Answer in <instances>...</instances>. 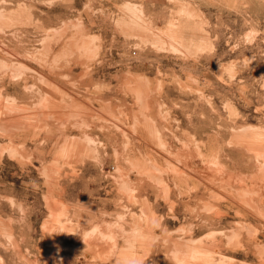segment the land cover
Listing matches in <instances>:
<instances>
[{
	"label": "rangeland",
	"instance_id": "rangeland-1",
	"mask_svg": "<svg viewBox=\"0 0 264 264\" xmlns=\"http://www.w3.org/2000/svg\"><path fill=\"white\" fill-rule=\"evenodd\" d=\"M0 264H264V0H0Z\"/></svg>",
	"mask_w": 264,
	"mask_h": 264
},
{
	"label": "water",
	"instance_id": "water-1",
	"mask_svg": "<svg viewBox=\"0 0 264 264\" xmlns=\"http://www.w3.org/2000/svg\"><path fill=\"white\" fill-rule=\"evenodd\" d=\"M194 164H200V161L199 160H196V161H194Z\"/></svg>",
	"mask_w": 264,
	"mask_h": 264
},
{
	"label": "bare ground",
	"instance_id": "bare-ground-1",
	"mask_svg": "<svg viewBox=\"0 0 264 264\" xmlns=\"http://www.w3.org/2000/svg\"><path fill=\"white\" fill-rule=\"evenodd\" d=\"M261 153H263V152H261ZM261 153H259V155L261 154ZM194 163V162H193ZM195 166V165H194ZM197 166V165H196Z\"/></svg>",
	"mask_w": 264,
	"mask_h": 264
}]
</instances>
